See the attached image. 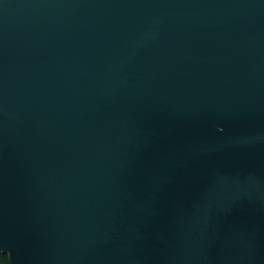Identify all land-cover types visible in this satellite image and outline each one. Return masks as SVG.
<instances>
[{
    "label": "water",
    "instance_id": "1",
    "mask_svg": "<svg viewBox=\"0 0 264 264\" xmlns=\"http://www.w3.org/2000/svg\"><path fill=\"white\" fill-rule=\"evenodd\" d=\"M9 264H264V0H0Z\"/></svg>",
    "mask_w": 264,
    "mask_h": 264
},
{
    "label": "trees",
    "instance_id": "2",
    "mask_svg": "<svg viewBox=\"0 0 264 264\" xmlns=\"http://www.w3.org/2000/svg\"><path fill=\"white\" fill-rule=\"evenodd\" d=\"M0 264H9L8 257L6 255H0Z\"/></svg>",
    "mask_w": 264,
    "mask_h": 264
}]
</instances>
